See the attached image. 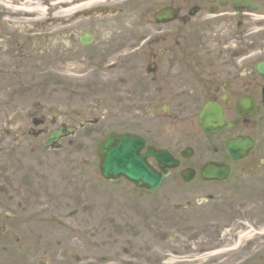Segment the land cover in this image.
Returning a JSON list of instances; mask_svg holds the SVG:
<instances>
[{
	"label": "flooded vegetation",
	"instance_id": "1",
	"mask_svg": "<svg viewBox=\"0 0 264 264\" xmlns=\"http://www.w3.org/2000/svg\"><path fill=\"white\" fill-rule=\"evenodd\" d=\"M46 32L53 33L51 63L74 61L78 50L98 65L106 47L112 59L123 51V35H134L125 64L135 83V136L146 142L141 154L152 148L178 162L164 182L183 202L149 200L152 192L134 186L131 204L71 203L59 222L60 194L40 188V171L12 166L17 160L8 154L0 160V264H163L147 241L175 234L166 203L180 215L183 264L234 250L253 231L264 240V220L252 223V209H264V0H0V93H27L48 58L32 49ZM30 118L49 130L47 116ZM65 157L62 174L87 173ZM148 162L158 172L167 167L153 156ZM208 167L217 169L214 177L220 168L228 174L205 178ZM77 212L82 217L70 219ZM108 246L118 251L108 257ZM121 252L129 255L124 262Z\"/></svg>",
	"mask_w": 264,
	"mask_h": 264
},
{
	"label": "rangeland",
	"instance_id": "2",
	"mask_svg": "<svg viewBox=\"0 0 264 264\" xmlns=\"http://www.w3.org/2000/svg\"><path fill=\"white\" fill-rule=\"evenodd\" d=\"M101 39L105 42L108 39V35L100 34L99 40ZM133 44L134 35L124 34L121 54L107 60L106 57L113 48L106 47L104 58L101 59L100 65L94 62L87 63L89 52L86 51L82 58L80 57V51L77 50L73 53L74 61L68 63L61 61L59 63L55 60L53 63L57 65L54 66L53 63L52 65L48 64V60L51 59L55 48L54 41L42 39V43H39L38 48H32L37 51H44L43 54L48 56V58H44L41 61L40 67H43L42 69L45 71L49 70V75L52 73L50 72L52 68H59L61 71L63 70V72L73 75L72 83L74 84V89H68L63 84H60L58 88H54L51 81L48 83L44 82L42 83L43 85L38 81L34 84L32 83V78L29 80L27 93H0V160L8 159V154L14 153L15 157L12 156V158L17 161L12 162V166H19L20 164V166H26L29 170L40 171L42 184L39 183L37 185L42 189L60 194L61 203L58 208L59 212H57L59 222L60 219L68 218L70 211L74 208L70 205L71 203H77L75 207H80L81 205L79 204L83 202L118 201L123 204H131L135 201V197L131 192L132 187L127 183L116 184V190L111 191L108 189L112 192L110 193L103 187V185L108 186L103 181L97 182V185L102 186L104 189L97 188L94 181H92L96 179L95 164L98 163L96 149L101 139L112 129L119 131L135 130V116L133 115L135 83L132 77V65L125 64L126 61L130 62L132 58L131 50ZM96 47L97 45L92 47V52L96 50ZM99 51L101 50L98 49L97 52ZM64 53H67V51L61 49L60 59H62V54ZM116 60L121 61L122 64L117 67L110 66L111 62ZM66 66H68V69ZM73 66L76 68H73ZM90 75L96 78H92ZM86 76L87 78H84ZM104 78H109L110 81H104ZM36 84L37 86H35ZM3 112L5 114H2ZM32 112H36L42 117L47 116L49 122L57 118V113L60 114L61 122L78 124L80 118L87 121L102 118V121L99 124H91V122L85 124L82 129H79L77 134L64 140L62 145L68 144L70 146L72 144L70 149L66 148V151H49L43 154L32 153L35 155L31 156V150L35 147L38 149L39 146L35 141L29 140L25 132L29 127H33L32 119L30 118ZM61 154H67L68 158L75 163L74 170L79 169V162H82L83 159H89L87 164L90 166L87 165L86 169L93 170L94 173L91 171L84 176L80 174L74 175L72 172L62 174L69 161L66 162ZM26 155L29 156L25 157ZM33 165L37 167H29ZM167 189L166 187V190H157L149 200L165 202L169 199L168 203L182 201L183 195L180 190H173L172 192ZM45 190H41V192L44 196H47L48 194ZM164 194H167V196H164ZM53 195L59 196L57 194ZM164 205V210L169 213V221L178 224L174 227L177 230L167 242L157 238H154L153 243L152 241H147L149 246L153 248L148 252H152L155 259L157 257H165L163 264H183L181 255L184 254V250L179 230L180 215L179 213L177 215L174 214L175 210L169 208L167 203ZM255 209L258 212L255 213L252 209V223L257 222L256 219L264 220V209ZM80 214V212H77L70 219L82 217ZM208 222L209 220L204 219L201 227H206L204 223ZM225 222L228 221L225 220ZM169 229H171L170 226ZM251 237V243L254 244L246 247L245 243H247V240H243L238 250L229 252V256H217L219 257L217 264H264V256H259L264 255V240L254 231ZM129 243L132 244L131 242ZM141 243L142 241L135 242L136 251L139 250V246L136 245H141ZM109 244H113V242H109ZM130 244H127L128 249L131 248ZM125 245L126 242L122 243L120 241L118 249H122ZM115 251H118L115 246H108L106 254L110 257L111 253ZM196 257H189L190 261L195 260ZM127 258H129V255L120 253L119 259L121 262H124ZM208 260L209 255H205L200 259L202 264H211ZM194 262L192 261V263Z\"/></svg>",
	"mask_w": 264,
	"mask_h": 264
},
{
	"label": "water",
	"instance_id": "3",
	"mask_svg": "<svg viewBox=\"0 0 264 264\" xmlns=\"http://www.w3.org/2000/svg\"><path fill=\"white\" fill-rule=\"evenodd\" d=\"M51 137L54 140L58 134L54 133ZM51 143L52 141L49 144ZM144 144L145 142L135 135L111 133L101 142L99 149L104 175L112 176L114 179L125 175L131 180L138 181L140 185L145 184L151 189L156 188L162 176L145 162L144 156L139 154Z\"/></svg>",
	"mask_w": 264,
	"mask_h": 264
}]
</instances>
